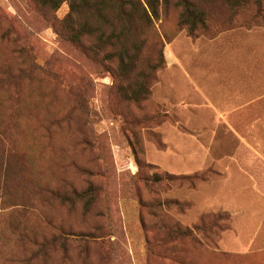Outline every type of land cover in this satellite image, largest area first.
I'll return each mask as SVG.
<instances>
[{
    "label": "rangeland",
    "instance_id": "1",
    "mask_svg": "<svg viewBox=\"0 0 264 264\" xmlns=\"http://www.w3.org/2000/svg\"><path fill=\"white\" fill-rule=\"evenodd\" d=\"M68 10L0 0V264H264L254 119L210 92L228 83L223 57L264 30V0L135 15L137 64L163 54L139 102L101 52L57 35Z\"/></svg>",
    "mask_w": 264,
    "mask_h": 264
},
{
    "label": "trees",
    "instance_id": "2",
    "mask_svg": "<svg viewBox=\"0 0 264 264\" xmlns=\"http://www.w3.org/2000/svg\"><path fill=\"white\" fill-rule=\"evenodd\" d=\"M33 1L39 7L55 11L64 0ZM157 5L158 0H69V10L64 18L67 26L60 31L55 27V31L64 40L77 43L87 56L100 58L101 52L102 61L114 65L109 71L120 80L116 84L117 89L123 93L124 98L139 102L149 94L152 72L163 64V54L161 50L160 57L153 59L150 64H144L145 67L137 64L142 56V41L135 28V15L137 19L147 21L150 16L157 17ZM186 16L194 18L196 15H190L186 9ZM180 18L183 21L184 14ZM130 76H134L133 81L126 80ZM167 230L176 231L179 236H185L182 232L186 231L179 226H171Z\"/></svg>",
    "mask_w": 264,
    "mask_h": 264
},
{
    "label": "crops",
    "instance_id": "3",
    "mask_svg": "<svg viewBox=\"0 0 264 264\" xmlns=\"http://www.w3.org/2000/svg\"><path fill=\"white\" fill-rule=\"evenodd\" d=\"M251 41L254 44L250 52L245 54L244 49L243 53L238 51L223 57L226 62L224 71L228 72L225 80H228V83L224 85L223 91L214 86L209 91L215 94L219 101L224 102V108L234 113L237 111L238 116H243L246 120L254 119V124L249 123L255 127V137L252 138L255 144L246 143L251 150L248 157L264 160V30L259 34V38H251ZM200 93L206 98V93L201 89ZM260 162L254 160L251 163L254 165L245 167L251 173L257 174L263 170Z\"/></svg>",
    "mask_w": 264,
    "mask_h": 264
}]
</instances>
